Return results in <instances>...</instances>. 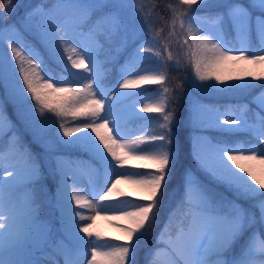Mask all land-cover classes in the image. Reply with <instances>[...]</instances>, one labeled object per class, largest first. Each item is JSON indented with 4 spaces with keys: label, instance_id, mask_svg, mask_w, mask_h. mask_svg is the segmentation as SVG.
Segmentation results:
<instances>
[{
    "label": "snow or ice",
    "instance_id": "obj_1",
    "mask_svg": "<svg viewBox=\"0 0 264 264\" xmlns=\"http://www.w3.org/2000/svg\"><path fill=\"white\" fill-rule=\"evenodd\" d=\"M3 3L0 40L5 30L12 31L16 39L7 45L10 56L0 59V73L9 72L16 78L14 107L29 129L32 143L51 162L45 167L41 154L26 147L15 133L6 152L0 147V170L6 173L0 176V264H60L58 257H63V264H140L141 242L157 223L165 195L170 203L173 199L167 193V181L177 163L173 128L179 120L174 110H166V71L183 63L190 73L189 86L200 94L242 95L257 87L252 81H264V72L246 71L234 77L223 70L242 64L264 68V0H169L171 23L163 38L164 28L157 32L149 27L155 5L53 0L50 6L37 5L9 24L5 16L15 14L23 3ZM208 8L215 11L199 18L198 10ZM127 9H132L130 17ZM85 26L94 46L77 39L85 35L80 31ZM21 28L34 30L44 51L29 44ZM105 43L116 44V60L98 59ZM172 46L186 52V63L183 56L173 57ZM119 55L125 57L122 64ZM104 63L116 64L115 81L110 80ZM138 63L151 67L130 70ZM233 79L244 82L227 83ZM213 80L215 83H205ZM148 84L161 86L153 97L159 99L141 111L160 116L142 117L133 111V118L155 119L162 131L126 135L115 112L117 104L131 95L122 90ZM259 87L261 92L250 103L222 110L197 100L190 109V121L203 125L205 133L220 135V139L207 140L210 158L199 153L194 156L198 171L232 197H225L186 169L183 193L168 213L145 264H162V256L166 264H264V239H256L264 237V179H258L246 163L259 160L264 164V83ZM53 97L58 102L53 103ZM251 105L256 106L255 111ZM202 112L209 114L207 121L200 119ZM69 115L84 119L73 127L59 123L55 140L50 142L46 126ZM12 127L0 104V136ZM101 129H107V135ZM73 151L90 158V188L83 189L77 178L84 161L68 154ZM92 161L99 167L92 166ZM133 161L138 163L125 167ZM100 178L103 182L97 186ZM121 179L135 183L142 196L133 200L121 194L119 200L113 199ZM81 189L92 199L82 197ZM49 200L58 225L43 217L44 202ZM85 206L92 215L81 211ZM101 213L106 219L111 213V219L123 221L124 241L100 242L94 227ZM57 226L71 238L73 248L53 239Z\"/></svg>",
    "mask_w": 264,
    "mask_h": 264
},
{
    "label": "trees",
    "instance_id": "obj_2",
    "mask_svg": "<svg viewBox=\"0 0 264 264\" xmlns=\"http://www.w3.org/2000/svg\"><path fill=\"white\" fill-rule=\"evenodd\" d=\"M38 3L42 4L45 7H48L52 4L53 0H37ZM138 2L142 5H155V13L152 16V21L149 25L150 28L154 29L155 31L159 32L161 28H164V32H161L160 35L163 38L167 35L168 28L170 26V17H169V9H168V3L169 0H127V3H135ZM4 3L3 0H0V9H3ZM25 11L29 10H23L21 7L15 14H8L5 16V21L9 24L15 23L19 17H21ZM132 9H127L126 12L128 13L129 17L131 14ZM215 11V9H199L198 14L206 16L207 13ZM130 27H134V25L130 24ZM88 30L87 26L84 27ZM21 32L23 34V37L25 40L31 44L34 45L36 48L44 51V49L41 46L39 37L37 33L34 30H27L25 31L23 28H21ZM13 32L9 30H5L3 38H6L9 41L13 40ZM148 35L145 34L143 39H147ZM161 42H164L163 40ZM1 43V42H0ZM139 43V41H138ZM6 50H9L7 48ZM171 50V49H169ZM253 50H256V42L255 39H253ZM131 51V49H129ZM11 52L8 51V54L10 55ZM45 56H47V53L45 52ZM183 56L185 58L186 63V52L183 51L179 55V57ZM99 58L102 62L105 61H114L117 59V52H116V44H108L105 43L104 50L101 51ZM119 63H123L125 57L124 55H119L118 57ZM49 62H51L49 60ZM183 64V63H182ZM104 67L108 70L110 80L115 81L118 72H117V66L113 63H104ZM166 74L168 76V79L165 81L164 87L169 88V92L172 95V100L170 101L169 108L174 110V117H176L179 120V123L176 127L173 128V132L176 135V159L177 163L174 166V171L172 176L167 181V193L171 194L173 199L171 200V203L169 202V195H165L163 207L160 210V215L158 217L157 223L153 226V228L150 230L149 234L145 237V239L141 242V248L138 253V260L140 264H145L147 254L150 252V250L154 247L156 243V237L161 232L162 228L164 227L165 222L168 219V213L171 211V208L175 205L176 201L180 199L182 193H183V182H184V173L186 169H191L197 176L200 177V179L204 180L205 183H208L211 187H213L217 192L222 193L225 197L231 198L232 193L229 192L226 188H224L221 185H216L214 182H212L208 177L204 176L203 173L198 171V165L197 161L194 158L193 152H192V135L195 131L194 127L191 124V121L189 119V112H190V96L194 95L197 98H200L203 101H207L209 104L214 106H220L223 108L228 107L229 105H235L238 103H243L244 101L251 102L252 97L257 95L262 89L259 87L260 84L264 83V81H256L254 80L252 83L254 85H257V87L249 90V92L242 94V95H235L231 97H217L214 98L211 93H203L200 94L199 92H194L191 87L189 86V78L190 73L185 70L184 64L180 65L179 68L176 67H170L167 69ZM22 79V77L20 78ZM160 85L155 84H149L146 88H144L140 93H136L135 95L151 91V90H157L160 89ZM133 98V95H130L127 99H125L123 102H119L120 104H126L130 102ZM4 108V113L7 118H9L12 122V131L8 132L6 130L5 134L3 136H0V147H2L6 151V145L9 141V139L13 136V133L21 137L22 143L28 147L30 146L34 152L41 154V163L45 165V167H48L51 162L50 157H46L42 150L37 148V146L32 143V137L30 135L29 129L21 122L19 118V111L18 109L14 107V104L11 101H4L1 103ZM255 105H251L253 107ZM124 112V118H125V126L132 127L133 129H136L138 127H141L146 121L149 119H134L133 118V111L123 108ZM139 116L142 117H158L160 114L153 113L150 115H145L143 113H138L135 111ZM45 115L52 116V113H45ZM84 117H73L71 115L65 117L63 120H60L59 118H56V123L52 125L46 126L47 128V138L54 142L55 140V131L59 127V123L63 122L65 125L82 121ZM156 132H160L162 129L157 124L154 128ZM207 135L211 138L220 139V135L216 132H208ZM242 139H246V136H242ZM69 155H86L82 152H70ZM43 217L50 221L53 225H57L58 219H57V212L56 209L53 207L52 202L45 201L43 208H42ZM54 218V219H53ZM108 237H112V234H106ZM264 239V237H261Z\"/></svg>",
    "mask_w": 264,
    "mask_h": 264
},
{
    "label": "rangeland",
    "instance_id": "obj_3",
    "mask_svg": "<svg viewBox=\"0 0 264 264\" xmlns=\"http://www.w3.org/2000/svg\"><path fill=\"white\" fill-rule=\"evenodd\" d=\"M125 2L127 3V0H125ZM22 3H23V6H22L23 10H30L32 8H35L37 5H42V4L38 3L37 0H22ZM208 9H210V8H208ZM198 17L204 18L205 16L198 14ZM80 31H83L85 33V35L83 37L78 36L77 39L78 40L83 39L85 41V43L89 44L90 46H94V42L91 40H88V38H87V31L88 30L83 28ZM12 35H13L12 41L7 40L6 38L0 40V42H1L0 43V59L6 60L10 56L8 54V51L11 52V50L9 47H7V45L13 43V41L16 39V36L14 35V33ZM7 48H9V50H6ZM170 49L173 53L174 58H179V55L181 53H183V51H184L183 49L176 48L175 46L170 47ZM40 51H42V50H40ZM98 59L101 61V59L99 57H98ZM181 65H183V64H181ZM146 67H151V64L150 63H138L136 66H134L130 70H137V68H146ZM73 71H76V70H73ZM79 71L82 72L83 70H79ZM246 71H254L256 73H260V72H264V68H261L259 66H249V65H243L242 64L239 67H227L223 70V73L225 75H232L235 77V76H239V75L244 74V72H246ZM145 74H150V73H145ZM246 79L251 80V77H246ZM243 82L244 81H239V80L233 79L231 81H228L227 83H243ZM205 83H215V81L214 80L213 81H207ZM58 86H75V85H58ZM15 87H16V78L11 73H9V72L0 73V104L6 100L11 101L13 104L15 103V101L13 99V89ZM146 87H147V85H141L139 88L122 90V91H125L127 93H131V95H134L133 99L130 102H128L126 104L118 103L117 108L115 109L116 115L120 118L122 132L126 135H129L132 133H139L141 135H146L149 132H153V133L156 132L154 130V128L157 125L155 119L149 120L146 124H144V126H142L141 128L139 127V129L138 128L133 129L132 127L125 126L124 113L122 112L123 108L128 109V111L131 110V111H136L138 113L141 112L145 115L153 114V113L142 112L141 110L148 105H153V104H156L158 102V99H159L158 97L153 98V97H155V91L156 90L147 91V92L135 95L136 93H140ZM218 87H223V85H218ZM211 95L214 98H217L220 96H222V97L234 96L231 93H211ZM167 96H168V102L166 104V110H168L170 100L172 99L170 92L167 94ZM109 98L112 99L111 96ZM52 99H53V103L58 102V97H53ZM197 100H199L202 104L211 105L207 101H203L200 98H197L196 96L191 95L190 96L191 108L196 104ZM60 102H62V101H60ZM243 103H250V102L244 101ZM230 106H232V105H229L228 107H230ZM216 107H219L222 110L224 109L223 107H220V106H216ZM228 107H226V108H228ZM252 109L255 111L256 106L252 107ZM249 116L250 117L252 116L251 112L249 113ZM208 118H209V114L207 112H202L200 114L201 120L207 121ZM222 119H223V117H222ZM80 123H81V121H78V122L68 124L66 126L73 127V126H76L77 124H80ZM191 124L195 129V131L193 132L192 141H191L193 155L195 156L197 153H199V155H201V156H204L206 158H210V152H209V148H208V144H207V140L210 137L207 135V133L202 131L203 125H199V124L192 122V121H191ZM109 127H111V123L109 124ZM57 130L55 131V135L57 133ZM100 131H101V134L107 135V129H101ZM60 134L62 135V131L60 132ZM74 135H78V134H74ZM131 138H135V136L133 135ZM65 139H71V138L65 137ZM9 143H10V139L6 145L7 146L6 151L9 147ZM117 151H119V149H117ZM77 156L82 157L83 161H84L80 172L77 173V178L81 181L83 189L90 188L91 185L89 183V175H88L89 169H90V165H89L88 161L90 158L87 155H81V154L72 155V157H77ZM136 163H138V162L133 161L132 165H126L125 167H132ZM246 163L249 167H251L252 171L254 172V174L257 176L258 179H264V164H261L259 162V160L249 161ZM91 164H92V166L99 167V165H97L96 161H92ZM5 167H9V165L6 163ZM69 175L71 176L72 173L70 172ZM0 176H6V173H4L3 170H0ZM102 182H103L102 178L98 179L97 180V186H99V184H102ZM83 189H81L82 197L86 196L87 199L91 200L92 199L91 195H87L83 191ZM121 194H123L127 197H130L133 200L139 199L142 196V192L139 190L138 186L135 183H133L132 181L125 180V179H121V182L117 185V191H116V193H114L113 199L119 200L121 198ZM81 211H83L86 216L93 214L90 210L87 209L86 206L84 208H82ZM20 215L22 217V215H23L22 211H21ZM107 215L109 216V218H107V219L105 218L104 213H101L100 216H98L96 218L94 233H96V232L100 233V235H101V241L100 242L101 243L103 241H106V240H111L112 238H118L120 241H124L126 239V237L120 229V225L123 224V221L111 219L110 218L112 215L111 213H109ZM57 225H58V222H57ZM107 233L112 234V237L106 236ZM81 235H84V234L81 233ZM53 239L54 240H63L64 243L66 245H68L69 248L74 247L71 238L68 237L67 235H63L58 226L54 228ZM92 239L93 240L96 239L95 235L93 236ZM256 239H257V242H259V240H261L262 238L257 236ZM58 259L60 260V264H63V257H58ZM161 261H162V264H166V258L165 257L162 256Z\"/></svg>",
    "mask_w": 264,
    "mask_h": 264
}]
</instances>
